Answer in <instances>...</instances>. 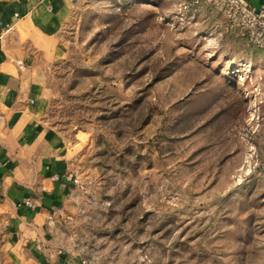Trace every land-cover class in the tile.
<instances>
[{"label": "rangeland", "instance_id": "rangeland-1", "mask_svg": "<svg viewBox=\"0 0 264 264\" xmlns=\"http://www.w3.org/2000/svg\"><path fill=\"white\" fill-rule=\"evenodd\" d=\"M182 1L72 0L46 73L71 196L42 261L264 264V51Z\"/></svg>", "mask_w": 264, "mask_h": 264}, {"label": "crops", "instance_id": "crops-1", "mask_svg": "<svg viewBox=\"0 0 264 264\" xmlns=\"http://www.w3.org/2000/svg\"><path fill=\"white\" fill-rule=\"evenodd\" d=\"M246 1L264 9V0ZM71 4L0 0V210L11 264H49L39 258L44 245L35 236L49 224L48 214L71 196L64 174L72 148L48 123L46 84L47 69L62 55L60 34ZM198 7L213 16V26H223L205 1ZM31 248L37 254L28 255Z\"/></svg>", "mask_w": 264, "mask_h": 264}, {"label": "built area", "instance_id": "built-area-1", "mask_svg": "<svg viewBox=\"0 0 264 264\" xmlns=\"http://www.w3.org/2000/svg\"><path fill=\"white\" fill-rule=\"evenodd\" d=\"M202 1L221 16L229 30L237 32L250 45L264 51V9L255 8L246 0H184L181 10L187 11Z\"/></svg>", "mask_w": 264, "mask_h": 264}]
</instances>
